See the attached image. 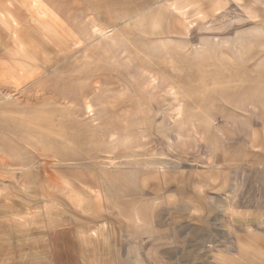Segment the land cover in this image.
<instances>
[{
	"label": "rangeland",
	"instance_id": "374dc122",
	"mask_svg": "<svg viewBox=\"0 0 264 264\" xmlns=\"http://www.w3.org/2000/svg\"><path fill=\"white\" fill-rule=\"evenodd\" d=\"M38 212L88 264H264V0H0V216Z\"/></svg>",
	"mask_w": 264,
	"mask_h": 264
},
{
	"label": "crops",
	"instance_id": "0c3cea01",
	"mask_svg": "<svg viewBox=\"0 0 264 264\" xmlns=\"http://www.w3.org/2000/svg\"><path fill=\"white\" fill-rule=\"evenodd\" d=\"M95 255L74 225L52 227L41 212L31 221L0 216V264H88Z\"/></svg>",
	"mask_w": 264,
	"mask_h": 264
}]
</instances>
